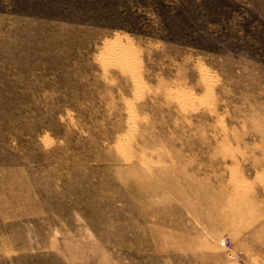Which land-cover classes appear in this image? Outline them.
I'll return each mask as SVG.
<instances>
[{
    "label": "rangeland",
    "instance_id": "1",
    "mask_svg": "<svg viewBox=\"0 0 264 264\" xmlns=\"http://www.w3.org/2000/svg\"><path fill=\"white\" fill-rule=\"evenodd\" d=\"M0 264H264V0H0Z\"/></svg>",
    "mask_w": 264,
    "mask_h": 264
}]
</instances>
